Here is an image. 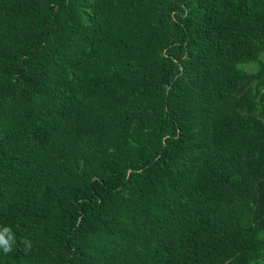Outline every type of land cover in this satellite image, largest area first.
I'll list each match as a JSON object with an SVG mask.
<instances>
[{
	"label": "trees",
	"instance_id": "1",
	"mask_svg": "<svg viewBox=\"0 0 264 264\" xmlns=\"http://www.w3.org/2000/svg\"><path fill=\"white\" fill-rule=\"evenodd\" d=\"M0 237V264H264V0H0Z\"/></svg>",
	"mask_w": 264,
	"mask_h": 264
},
{
	"label": "rangeland",
	"instance_id": "2",
	"mask_svg": "<svg viewBox=\"0 0 264 264\" xmlns=\"http://www.w3.org/2000/svg\"><path fill=\"white\" fill-rule=\"evenodd\" d=\"M246 69H247L248 71H252V70H253V68H252L251 66L246 67Z\"/></svg>",
	"mask_w": 264,
	"mask_h": 264
},
{
	"label": "clouds",
	"instance_id": "3",
	"mask_svg": "<svg viewBox=\"0 0 264 264\" xmlns=\"http://www.w3.org/2000/svg\"><path fill=\"white\" fill-rule=\"evenodd\" d=\"M0 239H2V237H0ZM10 249L9 248H6L5 251H9Z\"/></svg>",
	"mask_w": 264,
	"mask_h": 264
}]
</instances>
